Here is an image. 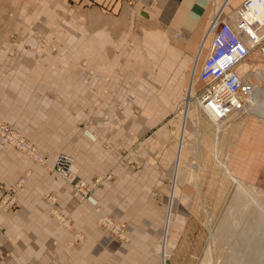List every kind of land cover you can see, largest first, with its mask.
Segmentation results:
<instances>
[{
	"label": "rangeland",
	"instance_id": "1",
	"mask_svg": "<svg viewBox=\"0 0 264 264\" xmlns=\"http://www.w3.org/2000/svg\"><path fill=\"white\" fill-rule=\"evenodd\" d=\"M76 1L87 6L90 4L88 0ZM91 4L100 5L97 0H92ZM106 6L111 7L109 3ZM58 12L59 16L53 18V22L45 20L44 25H50L46 31L35 33L34 66L43 74L85 75V84L90 85L91 102L81 127L83 123L89 125L90 142L100 144L96 146L107 151L112 166L89 179L75 175V158L65 151L69 147L66 134L60 137L58 145L40 147L33 138L0 116L27 139L41 157L40 160L16 146L5 149L20 152L33 165L9 186L0 185V208L16 213L19 196L35 170L45 168L55 179L69 184L73 195L89 205L98 225L119 242L137 243L133 231L138 233L139 229L147 234H158L139 264H228L229 258L234 259L235 250L230 242L216 238L224 222H229V226L232 221L236 224L239 217L246 214L247 219L262 221L264 230V107L261 112L250 107L235 114L216 131L214 122L199 111L195 99L203 85L198 79L203 62L200 66L194 63L191 78H187L183 91H178L177 85H172L171 89L164 85L167 79L164 83L150 80L152 75L155 78L160 74L156 59L161 53L156 41L173 44L166 35L160 33L161 37L157 39L152 33H147L146 25L139 19L135 23L138 29L109 33L106 49L99 48L96 33L88 34L82 30L81 17L71 18L61 5ZM72 25L74 30H70ZM24 35L20 32L11 34L14 38H23ZM88 43L91 51L84 57L83 52L88 50H83V47ZM207 43L209 47V38L203 42L204 47L200 46L196 61L200 60ZM246 65L254 67L255 72L252 67L249 77L260 89L253 105L258 101L264 103V58L254 52ZM167 90H171L170 96ZM164 92L167 93L165 97L161 96ZM48 96L55 98L52 93ZM248 111L259 116L248 117ZM248 124L258 126L254 136H248ZM49 131L59 136L63 133L61 128ZM246 132L247 137L244 136ZM61 153L73 159L69 180L57 176L53 169L54 158ZM109 153L113 156L109 157ZM232 167L237 174L233 173ZM81 181L83 187H76ZM19 182L22 185L16 210L3 208L4 190L17 186ZM116 182L122 207L129 205L131 209L132 206L146 209L147 215L139 224L133 223L134 217L116 215L101 203L100 188ZM239 184L238 202L235 199ZM146 185L147 189H142ZM143 196L145 202H142ZM47 197L53 203L50 211L59 225L68 228L77 242H83L86 233L76 224L73 214L58 208V198L54 194L48 193ZM143 220L146 222L142 223ZM262 251L257 264H264V248ZM237 258L244 260V256Z\"/></svg>",
	"mask_w": 264,
	"mask_h": 264
},
{
	"label": "crops",
	"instance_id": "2",
	"mask_svg": "<svg viewBox=\"0 0 264 264\" xmlns=\"http://www.w3.org/2000/svg\"><path fill=\"white\" fill-rule=\"evenodd\" d=\"M43 1L0 0V116L33 138L40 147L56 146L60 137L66 134L69 147L65 151L75 158V175L89 179L110 168L112 159L108 158L106 150L96 146L100 144L90 142L89 125L83 123L81 127L91 102L90 85L85 84V75L43 74L34 66L35 33L46 31L49 24L44 25L45 20L51 23L53 18L57 19L61 5L71 18L81 17L82 30L88 34L96 33L99 48L106 49L107 34L138 29L135 23L141 19L147 33L156 38L162 33L173 43L156 41L161 53L156 59L160 74L155 78L152 75L151 82L164 83L167 79L164 85L171 89L172 85H177V90L183 91L187 78H191L194 63L200 66L205 58L208 43L200 60L196 61L200 46L204 47L203 42L207 39L214 12L226 2L225 12H230L244 0H118L116 3L114 0H97L100 5H92V0H88L89 6L76 0L39 3ZM107 3L111 7H107ZM71 29L74 30V25ZM19 32L25 34L23 38L11 36ZM84 49L88 50L83 52L86 57L91 51L90 44L84 45ZM170 91L167 90L168 95ZM49 93L55 98L51 99ZM167 93L161 96L165 97ZM248 114L252 118L259 116L249 111ZM248 126V136H254L258 126ZM59 128L63 132L60 136L49 131ZM244 136L247 137V132ZM109 155L113 156L112 153ZM32 165L20 152L0 151V185L9 186ZM233 173L237 174L235 169ZM142 189H147V185ZM48 193L57 196L56 205L62 212L73 214L76 224L86 233L83 242H77L74 234L52 216L53 203L47 197ZM99 199L114 214L134 217L133 223L139 224L147 215L145 208L121 206L117 182L100 188ZM142 202H145L144 196ZM157 236L139 229L138 233L133 231L137 243L124 244L114 239L98 225L89 205L73 195L69 184L55 179L45 168L35 170L19 196L16 213L0 208V264H139Z\"/></svg>",
	"mask_w": 264,
	"mask_h": 264
},
{
	"label": "built area",
	"instance_id": "3",
	"mask_svg": "<svg viewBox=\"0 0 264 264\" xmlns=\"http://www.w3.org/2000/svg\"><path fill=\"white\" fill-rule=\"evenodd\" d=\"M226 6L227 2L214 12L209 24V47L198 73L203 87L195 96L201 109L220 122L253 105L258 90V85L249 77L253 66H249L248 75L241 72V67L254 52L264 58V0H244L230 12H225ZM9 146L38 156L35 147L0 118V150ZM38 158L41 160L40 156ZM53 166L57 176L71 179L73 159L70 155L59 154ZM21 185L19 182L4 190L3 208L16 210ZM83 185L80 182L75 186Z\"/></svg>",
	"mask_w": 264,
	"mask_h": 264
},
{
	"label": "bare ground",
	"instance_id": "4",
	"mask_svg": "<svg viewBox=\"0 0 264 264\" xmlns=\"http://www.w3.org/2000/svg\"><path fill=\"white\" fill-rule=\"evenodd\" d=\"M202 65H203V63H202ZM202 65H201V67H202ZM249 69H250L249 66L244 64L241 67V72L243 74H247L248 75L247 71ZM202 87H203V85H202ZM258 90L260 91L259 88H258ZM199 91L197 92V94L199 93ZM256 96H257V93L254 96V100H256ZM263 104H264L263 102L258 101L256 103V105L254 104L251 107H253L255 111L261 112L262 108L264 107ZM198 108H199V111L204 112L205 114H207L211 118L212 122H214V124L216 126V131H219L220 130V126H223L222 124L225 121L223 120V122L222 121L220 122L215 117H213L209 112H205L204 110H202L201 106H200V103L198 104ZM234 116H236V115L234 114ZM237 187H238L239 191H238V195L236 196L235 200L239 202L240 201L239 196H240V191H241L240 184ZM246 216H247L246 214L241 215L239 217L240 218L239 221H236V224H234L233 221L232 222L230 221L231 222L230 226L228 224L229 222H224L223 221L224 223L219 228L218 233L216 234L214 232L217 235L216 238L219 241H228V242H230L231 245H232V248L235 250L234 254H233V258L234 259L229 258L228 264H257L260 261L259 259H261V254L263 252L262 249L264 248V244H263V242H264L263 241L264 240V237H263L264 230H262L263 229V222L259 221V220H255V219H254V221H252L250 219H247ZM244 219H247V220L244 222ZM232 223H233V225H232ZM236 233H239L238 234L239 237L235 236ZM238 256H244V260L243 259L239 260L237 258Z\"/></svg>",
	"mask_w": 264,
	"mask_h": 264
}]
</instances>
